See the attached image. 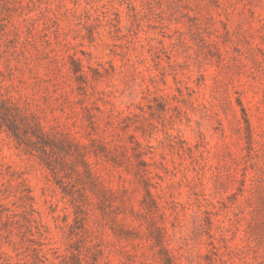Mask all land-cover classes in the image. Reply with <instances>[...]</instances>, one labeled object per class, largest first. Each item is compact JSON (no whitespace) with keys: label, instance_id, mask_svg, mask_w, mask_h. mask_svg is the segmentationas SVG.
<instances>
[{"label":"rangeland","instance_id":"1","mask_svg":"<svg viewBox=\"0 0 264 264\" xmlns=\"http://www.w3.org/2000/svg\"><path fill=\"white\" fill-rule=\"evenodd\" d=\"M0 264H264V0H0Z\"/></svg>","mask_w":264,"mask_h":264}]
</instances>
